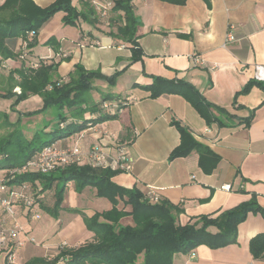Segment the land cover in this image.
<instances>
[{
  "label": "crops",
  "instance_id": "1",
  "mask_svg": "<svg viewBox=\"0 0 264 264\" xmlns=\"http://www.w3.org/2000/svg\"><path fill=\"white\" fill-rule=\"evenodd\" d=\"M55 1L33 0L41 8ZM5 2L0 0V6ZM72 3L78 10H83L85 5L93 7V0H72ZM132 7L140 23L136 31L137 43L143 51L140 61L130 60V44L114 39L112 28L101 22L90 24L82 20L77 26H67L63 23V12L56 13L40 30L38 45L31 49V58L58 62L56 78L63 81L68 80L77 64L88 71H100L106 77L119 73L114 87L102 80L94 81L93 100L101 101L103 94L137 99L127 103L116 119L97 124L99 129L114 132L127 146L133 160L129 173L118 172L112 178L119 187L136 188L143 195L148 189L155 190L160 200L181 207L177 221L182 226L194 218L233 209L250 201L252 195L264 211V90L253 86L248 94L237 96V106L233 105L237 93L246 83L255 81V67H264V0H187L184 4L132 0ZM230 31L236 41L224 46ZM50 39L53 46H46ZM193 55L205 66L197 65ZM19 66L13 60L0 64L2 93L7 88L9 72ZM153 77L194 86L207 102L229 113L228 116L219 115L223 126L207 125L193 106L179 95L151 99L150 92L141 87L152 84ZM23 102L37 106V109L43 105L39 96L31 95ZM47 113L22 120L26 135L31 136L47 122L55 124L54 111ZM251 114L253 120L246 127L241 120ZM175 123L218 155L220 161L211 174H205L200 168L199 155L195 151L187 157L169 159L181 142ZM82 133L85 148L100 140L97 130L86 129ZM79 134L54 144L69 146ZM72 184L65 189L63 201ZM226 185L232 190H223ZM49 193L52 192L43 196L42 204L49 201ZM78 197L82 199L78 204L64 206L63 202L57 218L38 205L35 208L38 218L32 219L22 205H16V217L23 228L21 237L26 241L25 247L16 255L18 264H28L35 259L52 260L63 245L77 248L92 240L94 233L87 229L83 216L90 218L95 213L109 211L112 204L98 198L92 187L84 188ZM54 202L43 206L52 208ZM122 208L124 205L120 204L119 209ZM125 209L130 211L131 208ZM3 218L0 214V219ZM33 222L40 224L32 227ZM132 223L131 217L121 220L122 225ZM51 226L56 230L52 237L46 238ZM211 231L214 233L216 229ZM261 234H264L263 216L250 213L238 227L236 244L220 249L202 245L191 255H175L174 263L264 264V260H256L249 253L252 238ZM36 237L41 242L38 243ZM30 238L35 242H29ZM142 262L140 256L137 264ZM0 264H6L2 252Z\"/></svg>",
  "mask_w": 264,
  "mask_h": 264
},
{
  "label": "trees",
  "instance_id": "2",
  "mask_svg": "<svg viewBox=\"0 0 264 264\" xmlns=\"http://www.w3.org/2000/svg\"><path fill=\"white\" fill-rule=\"evenodd\" d=\"M174 4H184L187 0H162ZM63 12L64 25L77 26L82 20L90 24L101 22L112 28L111 36L131 46V61L137 62L143 58V51L137 43V30L140 25L132 7V0H118L113 9L110 23L107 25L96 15L93 7L85 5L83 10L73 6L72 0H57L46 8L37 6L33 0H6L0 6V64L13 60L20 64L8 74L7 88L2 98H16V104L27 100L31 95L42 99V107L24 117H34L54 109L55 124H44L43 128L26 135L22 128V116L12 123L9 118L0 113V126L9 131L0 138V174L9 175L10 171L21 168L25 162L33 158L44 147L55 141L78 135L90 126L114 120L119 115L113 109V103L125 108L126 99L103 94L101 101H94L92 91L94 81L102 80L109 87L116 86L118 74L112 77L102 75L100 71H88L77 64L69 74L68 80L57 79L59 63H48L45 60H33L31 49L38 45L40 30L58 13ZM115 20V23H114ZM35 32L33 37L30 33ZM46 46H53L50 39ZM24 56V59L21 57ZM35 65L37 67H35ZM152 84L142 89L150 92V98L156 99L162 95H179L186 99L198 114L211 126L217 123L223 126L219 115L229 113L207 102L201 93L187 82L168 81L159 77L152 78ZM1 86V85H0ZM253 86L264 90V84L249 81L235 97L248 94ZM1 88V87H0ZM19 88L21 93H15ZM111 104L105 109L103 104ZM89 115V118L86 115ZM253 120L250 117L242 119L241 123L249 127ZM178 129L181 142L172 151L169 159L175 160L189 156L192 152L199 155V166L205 174H211L220 161L208 147L198 143L191 133L180 124H174ZM55 135L52 141H44V136ZM117 171L96 169L90 166H69L43 175L26 173L10 179V185L29 184L31 195L51 216L57 218L69 183H75L78 193L84 188L96 189L98 198L107 199L112 204L109 211L95 213L92 217L83 216L85 225L94 233L91 241L77 248L62 247L57 256L51 259H35L28 264H137L140 256L142 264H175V255H191L199 246L205 245L211 249H220L237 243L238 227L250 213L261 214L264 211L257 203L256 196L239 206L219 212L218 215L200 216L182 226L178 216L182 213L180 206L166 200L151 203L136 188L125 189L116 185L112 178ZM39 190V191H38ZM54 191L55 202L52 208L42 204L43 196ZM244 192V191H241ZM124 208L119 209V205ZM125 207H130L126 211ZM73 212L81 214L78 210ZM131 217V225H122L121 220ZM211 229H216L212 232ZM249 250L256 260H264V234L252 238Z\"/></svg>",
  "mask_w": 264,
  "mask_h": 264
},
{
  "label": "built area",
  "instance_id": "3",
  "mask_svg": "<svg viewBox=\"0 0 264 264\" xmlns=\"http://www.w3.org/2000/svg\"><path fill=\"white\" fill-rule=\"evenodd\" d=\"M118 0H93L92 6L99 19L106 23H110L113 9ZM35 32L30 33L33 37ZM236 41L233 32L230 31L225 38L224 46ZM24 59V56L21 57ZM197 65L205 66L202 60L197 59L196 55L192 57ZM35 67H37L35 65ZM213 70L215 69L212 68ZM254 80L256 83L264 84V67L256 66L254 69ZM18 94L20 89H15ZM133 97H128L125 103L136 101ZM105 109H110L111 104L105 102ZM113 109L116 114L123 111V107H119L118 103H113ZM88 130H97L100 134V140L97 144L85 148L82 144L83 133L79 134L73 144L65 147H59L52 144L44 147L33 158L25 162L18 169L10 171L9 175L0 174V214L4 216L0 219V252L4 253L6 264H18L17 253L25 247L26 241L22 239L23 228L16 217V205L22 207L31 215L32 219L38 218L35 213L37 207L36 199L31 195V187L29 184L10 185V179L18 175L26 173H40L46 175L56 171L59 168L69 166H90L96 169H110L120 173H129L132 170V158L129 154L127 146L123 144L118 136L109 129H99L97 125L90 126ZM225 191H231L232 187L226 185L222 187ZM39 191V190H38ZM145 197L151 203H158L160 198L155 190L148 189ZM34 243L33 238L28 239ZM65 245H63L64 247Z\"/></svg>",
  "mask_w": 264,
  "mask_h": 264
},
{
  "label": "rangeland",
  "instance_id": "4",
  "mask_svg": "<svg viewBox=\"0 0 264 264\" xmlns=\"http://www.w3.org/2000/svg\"><path fill=\"white\" fill-rule=\"evenodd\" d=\"M6 83H7V81H6ZM15 93H17V92H15ZM35 107H37V106H31V103H28V102H26V103L23 102V104L21 102V103H18V105H17L15 97H13V98H2V97H0V113L6 115L9 118V121L12 123L17 122V120L21 117V115H23L21 119L25 120L26 117H24V115L39 110ZM52 111H55V110L54 109L50 110V112H52ZM47 114L49 115L50 113H47ZM27 118H29V117H27ZM30 118H32V117H30ZM2 121L3 120L1 119L0 122H2ZM8 132L9 131H6L5 127L0 126V138L3 136H6L8 134ZM54 136L55 135H53V134H49L47 136H44L43 139H44V141L50 142L53 140ZM51 192L54 193L53 190ZM52 193L48 194L49 195V201L48 200L44 201L43 202L44 204H42V205L47 206V205H50L51 203H53V201H55L54 194L52 195ZM78 194H80V193H78L76 185H75V183H73L71 186V189H69V191L67 192L65 201H63L64 206H72L73 204H78V202H81L82 199L78 197ZM38 224H40V222H33L31 224V226L36 227ZM55 224H56V222H55ZM56 226H58V225H56ZM55 230H56V227L51 226V229L49 228L48 231L46 232L47 233L46 238L52 237ZM35 236H37V235H35ZM37 237H36L37 242L38 243L41 242V239L39 240Z\"/></svg>",
  "mask_w": 264,
  "mask_h": 264
}]
</instances>
